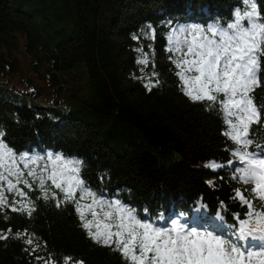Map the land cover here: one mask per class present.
<instances>
[{"label": "trees", "instance_id": "obj_1", "mask_svg": "<svg viewBox=\"0 0 264 264\" xmlns=\"http://www.w3.org/2000/svg\"><path fill=\"white\" fill-rule=\"evenodd\" d=\"M251 2L264 22V0ZM246 7L242 0H0V131L32 184L19 187L35 208L31 216L0 208V237H8L0 239V264H61L65 257L70 264H130L113 245L87 235L74 204L57 207L42 198L38 179L26 173L50 171L49 152L82 161L80 177L97 199H119L142 221L161 227L176 219L233 242L229 213L245 218L246 210L234 191L245 192L254 212L264 210V199L248 191L254 185L233 179L232 165L206 167L228 163V128L210 102L185 95L169 60L181 55L165 51L170 30L197 25L207 33L208 25L234 22L235 10ZM149 25L154 40L141 35ZM138 48L149 53V66L137 63L143 59ZM19 54L50 84V97L29 80L23 86L13 81L22 73ZM260 69V84L250 94L260 110L250 151L264 145V57ZM151 84L157 86L147 90ZM22 154L39 159L26 169ZM46 188L62 199L50 181ZM5 196L9 205L25 200ZM97 210L113 211L116 222L114 210ZM250 227H257L255 218ZM29 238L32 245L25 243Z\"/></svg>", "mask_w": 264, "mask_h": 264}, {"label": "snow or ice", "instance_id": "obj_2", "mask_svg": "<svg viewBox=\"0 0 264 264\" xmlns=\"http://www.w3.org/2000/svg\"><path fill=\"white\" fill-rule=\"evenodd\" d=\"M242 4L247 7L244 11L235 10L234 22L223 27L208 25L207 33L204 27L197 25L170 30L165 36L168 44L165 51L181 53V58L169 56V60L179 69L174 74L183 82L185 95L192 101L210 102L208 106L216 108L228 128L223 135L231 145V156L236 159L230 156L227 164L212 163L206 167L222 170L232 165L233 179L244 184L252 183L254 187L248 191L264 199V145L257 144L255 150H249L253 144L249 138L250 129L260 123V110L250 94L260 84L258 73L264 57V22H260V12L254 2L242 0ZM185 33L191 38L181 39ZM141 35L154 40L156 30L149 25ZM182 46H186V51ZM137 52L143 56L137 63L149 66V53L143 48H138ZM157 75L152 72L153 77ZM156 86L151 84L147 90ZM3 137V131H0V208L8 207L12 212H26L31 216L35 208L19 185L22 183L31 189L32 184L23 178L25 173L18 165L17 154ZM19 159L24 162L23 168L28 169L29 162L36 164L39 157L22 154ZM46 159L51 163L50 171L42 169L39 177L35 168L26 173L32 179H38L42 198L55 200L57 207L62 202L74 204L87 235L105 246L113 245L130 264H264V210L254 212L253 202L246 199L244 191H234L235 199L246 210L245 218L229 213L234 221L232 233L235 240L228 242L231 238H222L211 230H198L176 219L169 227L142 221L135 209L122 204L119 199H97V193L86 187L80 177L82 161L65 159L62 154L51 152L47 153ZM46 181L63 194L62 199H57L55 191L49 193ZM5 191L25 198L24 202L17 206L18 202L13 201L9 205ZM88 198H91L90 203L80 202ZM105 206L114 210L115 223L109 222L113 219V211L103 212L106 219H100L97 208ZM87 213L92 219L87 218ZM218 218L223 219V216L218 215ZM253 218L257 222L255 228L250 227ZM25 243L32 245L33 240L29 238ZM71 261V257H65L61 264H70ZM75 264L83 262L76 261Z\"/></svg>", "mask_w": 264, "mask_h": 264}, {"label": "rangeland", "instance_id": "obj_3", "mask_svg": "<svg viewBox=\"0 0 264 264\" xmlns=\"http://www.w3.org/2000/svg\"><path fill=\"white\" fill-rule=\"evenodd\" d=\"M187 36L189 38H191L190 34L186 33ZM184 39V38H182ZM183 47V51H186V46H182ZM179 55H181V53H179ZM19 57L21 59V62H22V67H21V70H22V73H18L15 75V80H13L14 82L16 81H21L22 83V86L24 85V80H29L30 82H32L33 84H37L39 86H41V91H43V98H46V97H50L51 94H50V84H48L47 82H43V80H41L38 76V73H36L33 68H32V65H31V62L30 60L19 54ZM19 81V82H20ZM19 82H16L19 84ZM97 212L100 214V219H106L104 216H103V212L102 211H99L97 210ZM111 223V221H109Z\"/></svg>", "mask_w": 264, "mask_h": 264}]
</instances>
